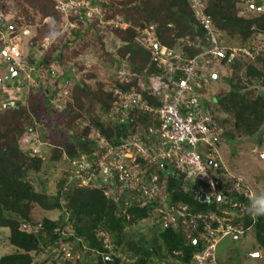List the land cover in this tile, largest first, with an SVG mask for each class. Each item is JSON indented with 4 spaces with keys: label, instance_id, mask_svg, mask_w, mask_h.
<instances>
[{
    "label": "trees",
    "instance_id": "1",
    "mask_svg": "<svg viewBox=\"0 0 264 264\" xmlns=\"http://www.w3.org/2000/svg\"><path fill=\"white\" fill-rule=\"evenodd\" d=\"M14 1L20 5L24 3L26 7L38 12L41 19L50 17L51 21L44 26H47L50 33L58 32L59 12L52 0ZM88 1L104 12L112 10L113 15L104 14V19L113 20V17L121 16V21L127 24L125 29L116 28L113 32L121 43L114 61L118 63L119 68L123 63H127L132 73L141 74L148 66L149 54L136 39L139 32L149 26H153L158 41L168 47H180L186 36H190L192 39H189L193 42H197L195 38L200 39L203 45L207 42L187 0ZM206 2L207 12L212 17L222 45L249 49L250 42L257 35L264 34V0L255 3L256 8H262L258 15L252 18L237 15V4L240 0ZM22 13L26 17L29 16L25 8ZM85 13L81 9L78 13L72 12L70 20H76L78 28L70 31L71 37L52 50V53L40 59L38 56L30 59V63H36L39 68H48L52 63H56L61 69H65L62 58L70 42L81 38L97 25V20H94L86 26ZM38 38L40 36H35L33 41ZM197 52L198 49L189 51L191 54ZM227 68L228 71L236 70V75L244 68L243 75L248 83L260 82L263 90L255 97L248 95L241 85L240 78L236 76L234 83L230 74V77H224V83L229 89H218L212 98L217 100V105L223 113L233 117L232 126L236 131L247 136L257 135L264 130V52L253 60L236 59ZM150 69L154 71L153 67ZM59 81L65 82L71 91L70 101L60 112L54 111L51 106V100H54L58 93L57 89H43L41 86L28 90L29 94L24 102L16 101L14 107L0 109V229L8 230V244L14 249L12 253L0 256V264H35V255L50 253L51 249L60 245L71 246L80 254V258L73 262L64 259L63 264H125L121 258L110 254L108 246L103 243L101 232L110 237L113 253L118 249H125L129 259L127 264H191L192 254L199 251L201 245L199 240L196 244L186 242L181 231L169 227L162 229L155 225L150 228L153 237L149 241H143V235L133 240L126 234L128 228L151 219L149 206L140 208L134 205L125 208L122 202L108 199L103 193L104 187L81 186L76 180L68 183L71 173H66L65 178L56 183L54 193L34 189L33 178L43 170L44 165L59 162L63 155L71 160L83 154L90 161L94 160L99 150L91 136V128L97 130L110 145H117L136 130L135 121H142L144 125H147L148 121L147 116L140 115L135 121H117L114 125L108 122L109 110L117 99L114 90L128 91L136 85L135 78L121 85L112 81L109 91L103 90L106 84L100 81H97V88L93 90L87 83L76 80L70 72L63 71L54 80L55 86ZM143 98H147L146 94H143ZM148 101L157 104L153 99ZM95 104L99 109L97 114L92 116L87 127L79 129L78 121H86V116L89 117ZM40 113L49 120L52 119V125L55 127L61 122L59 129L64 135L61 141L55 143L56 146L47 162L31 150L24 152L20 149L21 141L36 129L35 121L38 116L34 118L33 115ZM213 114L217 127L222 128L226 120H221L214 112ZM77 131H80V134ZM222 135L228 140L233 138L232 134L226 131ZM156 171L168 178L169 202L185 203L194 212L214 208V204L208 206L195 199L201 187H205L202 181L192 182L191 179H186L183 173L164 172L159 167ZM221 172L220 170L217 173ZM33 209L43 212L59 210L61 215L56 221L43 218L38 222L32 213ZM122 211L125 214H122ZM251 223V218L244 219L245 228L251 225L250 232L254 234L256 245L264 254V216L256 217L254 223ZM22 224L37 228L36 233H27L21 228ZM68 226H71L70 232L67 231ZM147 242L150 245L146 244ZM62 255L63 253L60 257ZM152 258L156 261L153 262Z\"/></svg>",
    "mask_w": 264,
    "mask_h": 264
},
{
    "label": "built area",
    "instance_id": "2",
    "mask_svg": "<svg viewBox=\"0 0 264 264\" xmlns=\"http://www.w3.org/2000/svg\"><path fill=\"white\" fill-rule=\"evenodd\" d=\"M187 2L204 33L206 44L187 38L182 40L180 47H168L158 41L153 26H149L141 30L136 39L149 54L148 66L141 74L132 73L127 63H123L119 70L120 85L127 84L131 78L136 79V85L128 91L114 90L117 99L109 110L108 122L114 125L117 121H135L141 115L147 116V125L135 121L136 130L117 145H110L97 130L91 128V136L99 150L94 160L90 161L83 154L71 160L65 155L62 158L72 167L68 183L76 180L81 186L104 187V195L114 202H122L125 208L131 203L140 208L149 206V224L181 231L186 242L194 241L196 244L199 240L201 249L192 254L191 264H217L215 252L221 240L228 238L238 241L251 231V225L245 228L244 219L249 217L251 224L254 223L255 218L248 212L254 213L257 209L248 206L250 199L257 197L250 184L229 174L220 151L221 128L217 127L213 112L203 110L202 103L208 106L213 94L210 89L218 77L216 69L221 65L223 68L230 67L239 58L253 60L259 56L264 52V34L257 35L258 43L251 44L249 49L222 45L212 17L207 12L206 0ZM69 4L74 6L68 7ZM91 6L88 0H64L55 9L63 17H69L72 12L78 13L81 9L86 12V21L94 19L106 24L104 17L102 20L98 17L88 18ZM1 18L0 48L12 62L21 83L13 91L8 85L1 89L5 95L10 94L8 91L16 94V90L26 86L21 79L31 80L38 67L22 54L16 42L17 36ZM110 21L115 28L127 27L122 21ZM194 49L199 52L189 53ZM150 67L154 71H150ZM48 68L42 70L47 71ZM50 87L57 89L54 99L62 104V109L65 108L71 96L68 85L59 81L56 86L53 83ZM143 94L147 98H143ZM150 99L157 104L149 103ZM16 101H21V98L15 96L10 101L1 100L0 109L14 107ZM78 123L81 129L89 125L85 121ZM163 165L167 166V172L183 173L192 182L202 181L205 187H201L198 193H205L207 205L214 204V208L194 212L185 203L169 202L168 178L156 171L157 167L163 170ZM220 170L222 172L217 173ZM225 173L229 177L227 181L221 178ZM122 214L125 212L122 211ZM21 228L27 233L37 231L28 224H22ZM100 234L105 243L107 234ZM50 253L63 260L74 258L73 248L67 245L55 247ZM61 253L63 255L60 257ZM79 258L77 256L76 259Z\"/></svg>",
    "mask_w": 264,
    "mask_h": 264
},
{
    "label": "rangeland",
    "instance_id": "3",
    "mask_svg": "<svg viewBox=\"0 0 264 264\" xmlns=\"http://www.w3.org/2000/svg\"><path fill=\"white\" fill-rule=\"evenodd\" d=\"M52 1L55 3V6L59 3H64V0ZM259 1L260 0H240L237 4V15L244 18L256 17L262 8V6L261 8L255 7V3H259ZM70 6L74 5L69 4L68 7ZM251 6H254V8H251ZM23 8L28 10V17L23 15ZM89 10L91 15H89L88 18L98 17L102 20V18L105 17L104 14L108 16L113 15L111 9L104 12L101 8L95 5H92ZM70 15L72 16V14ZM1 17H3L5 26H10L14 31L13 34L18 38L16 42L19 44L22 54L28 56L30 62L36 56L40 59L41 57L52 53L56 47L69 39L71 37V25L73 26V29L78 28L76 20L71 21L70 17H63V14L59 13L57 26L58 32L50 33L49 30L47 31V26H44L45 24H49L51 21L50 17L41 19L38 12L26 7L24 3L20 5L14 0H0V19H2ZM93 20L94 19H89L84 24L89 26L88 24ZM121 20V16H117L113 17L112 22L116 21L119 23ZM105 22L107 23L104 24V22H99L98 20L97 25L94 28L89 29L84 36L78 38L73 43L70 42L68 48L64 51L62 58L65 69H61L56 63H52L47 71H43L42 68L38 67V69H36L37 71L34 72L35 76L31 80L24 81L21 79L23 82H26V86L21 87L19 91L16 90V94L8 91L10 94L5 95L1 89L2 87L6 88V85H8L13 91L15 86L20 85L21 83L15 68L12 66V62L8 60L7 55L0 48V79L2 80L0 83V90H2L0 92V101H10L15 98V96L16 98L19 96L21 101L24 99L27 100L26 92L28 97L31 88L37 89L40 88L39 86L43 89L49 88L63 71L70 72L76 80L87 83L93 90L97 88V81L106 84L103 88V90L106 91L111 90L112 81H117L120 84L119 70L121 68L118 67V63L114 61V58H117L118 56L117 50L121 43L113 34L116 28L110 23L111 21L105 19ZM69 24L71 25L69 26ZM108 24L111 25L109 26ZM35 36H40V38L34 42L33 38ZM187 38H190V36L185 37V39ZM258 38L259 37H255L250 43L256 45L259 41ZM195 39L197 42L200 40L197 38ZM228 70L227 67L223 68V65L216 69L218 77L212 83L210 89L211 92H216L221 88L227 91L229 87L224 83V77L226 76L227 78L230 74L234 79V83L236 82V76L240 78L241 85L248 95L255 97L263 90V86L260 82L252 81V83H248L247 78L243 75L244 68L241 72L239 71L238 75H236L238 73L236 70ZM26 71L28 73V70ZM27 76L25 78H27ZM92 76L93 78H90ZM208 105L209 108H212L211 111L216 113L221 120H226L225 123L223 122L221 133L223 134V132L226 131L233 136L231 140H228L227 137L221 135L220 142L221 155L229 174L237 176L245 183L247 182L250 184L253 193L257 198L264 197V130L253 136H247L242 132L240 133L232 126V122H234L233 117L223 113L220 106L217 105V100L215 98H212L211 96ZM51 106L56 112H60L64 109H62V104L60 105L55 99L51 100ZM0 108H2L1 104ZM202 108L203 110H207L208 106H204L203 102ZM98 110V106L95 104L89 117L86 116L85 122L89 123L92 116L97 114ZM36 115L38 118H36ZM33 117L36 118V129L33 134L26 136L21 141L20 149L24 152L31 150L38 156H42V160L47 162L51 151L54 146H56L55 143L64 138L63 132L59 129L61 122L57 124L58 127H55L52 125V119L49 120V118L42 113L35 114ZM77 132L80 134V131ZM259 154H262V156ZM46 165H44L43 170L33 178V186L36 191H48L54 193L56 183L61 178H65L66 173H70L72 167L67 161H63V158H61L59 162H50ZM221 178L224 181L229 180L227 173L221 176ZM215 205L217 204L215 203ZM32 213L35 220L38 222L43 218L56 221L61 215L59 210L43 212L39 209H33ZM71 230V226H68L67 231L70 232ZM8 234V230L0 229V256L14 251V249L8 244ZM126 234L133 240H137L140 235L144 236V239H142L143 241H149L153 237V232L150 231V225L147 224V222H140L136 227L127 229ZM146 244L150 245L149 242ZM104 245L108 246L110 254H115V256L121 258L125 264L129 262V259L126 257L125 249H118L117 252L113 253L109 236ZM74 251L75 250L73 249V252ZM79 255V252L75 251L72 262ZM215 258L217 264H264V254L256 245L254 234L252 232H249L245 237L240 238L239 241H232L228 238L221 240L217 244ZM63 261L64 260L57 255L49 252L34 256L35 264H63ZM152 261L155 262L156 259L152 258Z\"/></svg>",
    "mask_w": 264,
    "mask_h": 264
},
{
    "label": "clouds",
    "instance_id": "4",
    "mask_svg": "<svg viewBox=\"0 0 264 264\" xmlns=\"http://www.w3.org/2000/svg\"><path fill=\"white\" fill-rule=\"evenodd\" d=\"M119 29H121V28H119ZM214 93L215 92H213V94ZM213 94H212V96H213ZM208 107H209V105H208ZM209 109L212 110V108H209ZM220 151H221V145H220ZM195 199H196V197H195ZM130 206H131V204H130ZM252 207H255L257 210L254 213L253 212H248L250 216H252L253 218H256V217H259V216H264V197L251 198L248 208H252ZM147 224H149V221H147ZM149 225H150V228H153V226L151 224H149Z\"/></svg>",
    "mask_w": 264,
    "mask_h": 264
},
{
    "label": "water",
    "instance_id": "5",
    "mask_svg": "<svg viewBox=\"0 0 264 264\" xmlns=\"http://www.w3.org/2000/svg\"><path fill=\"white\" fill-rule=\"evenodd\" d=\"M1 79H0V83H1ZM262 156V154H259ZM210 162H208L209 164ZM163 170H166L167 169V166L166 165H163L162 166ZM196 201L200 202V203H204V204H208V197L205 193L201 192V193H198L197 196H196ZM133 205V203H131V206ZM193 244H195V242L193 241L192 242ZM258 255V254H256Z\"/></svg>",
    "mask_w": 264,
    "mask_h": 264
},
{
    "label": "crops",
    "instance_id": "6",
    "mask_svg": "<svg viewBox=\"0 0 264 264\" xmlns=\"http://www.w3.org/2000/svg\"><path fill=\"white\" fill-rule=\"evenodd\" d=\"M251 8H254V6H251Z\"/></svg>",
    "mask_w": 264,
    "mask_h": 264
}]
</instances>
